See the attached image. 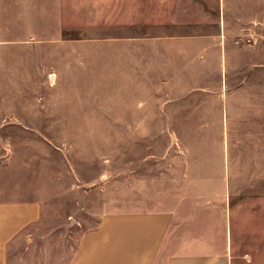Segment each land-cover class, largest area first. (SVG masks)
I'll use <instances>...</instances> for the list:
<instances>
[{
    "label": "rangeland",
    "instance_id": "374dc122",
    "mask_svg": "<svg viewBox=\"0 0 264 264\" xmlns=\"http://www.w3.org/2000/svg\"><path fill=\"white\" fill-rule=\"evenodd\" d=\"M0 201L42 208L7 264H69L108 213L228 202L233 254L264 255V0H0Z\"/></svg>",
    "mask_w": 264,
    "mask_h": 264
},
{
    "label": "crops",
    "instance_id": "0c3cea01",
    "mask_svg": "<svg viewBox=\"0 0 264 264\" xmlns=\"http://www.w3.org/2000/svg\"><path fill=\"white\" fill-rule=\"evenodd\" d=\"M138 83L139 87L147 86L142 76ZM227 196L229 199V193ZM238 211V231L242 233L246 231L247 219L241 214L240 203ZM233 214L230 202L214 215L205 211L201 216L194 213L186 216L178 206L155 212L108 213L97 227L80 235L69 264H264V255L233 254L237 240ZM41 216L38 202L0 201V264L8 263L9 250L30 227L40 222Z\"/></svg>",
    "mask_w": 264,
    "mask_h": 264
}]
</instances>
